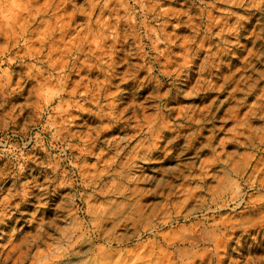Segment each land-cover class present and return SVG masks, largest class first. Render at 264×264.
<instances>
[{"label": "rangeland", "instance_id": "374dc122", "mask_svg": "<svg viewBox=\"0 0 264 264\" xmlns=\"http://www.w3.org/2000/svg\"><path fill=\"white\" fill-rule=\"evenodd\" d=\"M0 264H264V0H0Z\"/></svg>", "mask_w": 264, "mask_h": 264}]
</instances>
